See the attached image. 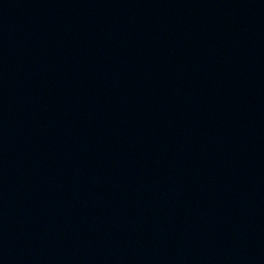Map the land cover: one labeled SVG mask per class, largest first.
<instances>
[{
	"label": "water",
	"instance_id": "water-1",
	"mask_svg": "<svg viewBox=\"0 0 264 264\" xmlns=\"http://www.w3.org/2000/svg\"><path fill=\"white\" fill-rule=\"evenodd\" d=\"M0 264H264V0H0Z\"/></svg>",
	"mask_w": 264,
	"mask_h": 264
}]
</instances>
